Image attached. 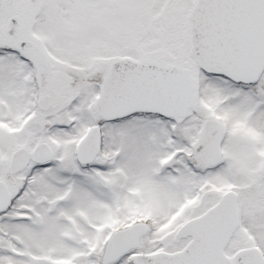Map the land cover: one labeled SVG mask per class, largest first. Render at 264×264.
Wrapping results in <instances>:
<instances>
[{
  "label": "snow or ice",
  "instance_id": "snow-or-ice-1",
  "mask_svg": "<svg viewBox=\"0 0 264 264\" xmlns=\"http://www.w3.org/2000/svg\"><path fill=\"white\" fill-rule=\"evenodd\" d=\"M0 264H264V0H0Z\"/></svg>",
  "mask_w": 264,
  "mask_h": 264
}]
</instances>
